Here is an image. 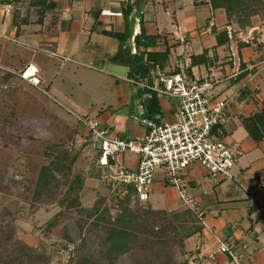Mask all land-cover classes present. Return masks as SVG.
I'll return each instance as SVG.
<instances>
[{"label": "crops", "instance_id": "0c3cea01", "mask_svg": "<svg viewBox=\"0 0 264 264\" xmlns=\"http://www.w3.org/2000/svg\"><path fill=\"white\" fill-rule=\"evenodd\" d=\"M50 1L54 8L44 12L40 23L29 19L28 24L15 27L11 5L0 18V38L17 47L11 52L0 49V56L9 62L0 61V105L12 94L18 103L13 104L16 114L11 119L55 121L54 130L73 134L82 148L76 161L87 159L90 170L82 193L96 196L105 178L107 185L115 181L85 142L87 128L81 120L92 116L111 137L122 140L141 139L146 133V126L133 119L139 114L147 118L148 95H139L146 82L130 81L128 68L112 61L118 42L109 35L124 33L122 6L134 0ZM251 21L244 29L227 24L224 12L212 9L209 0H145L129 16L131 54L144 51L133 44L140 29L156 37V45L145 51L163 53L150 73L148 89L152 90L156 68L168 73L181 67L196 78L211 80L208 98H231L224 121L214 128L212 137L236 154L232 178H212L195 163L182 175L195 201V211H191L201 225L199 232L184 241L189 264H230L218 251L220 243L241 254L240 264H264V189L256 188L264 184V137L254 142L241 123L264 107V21L258 17ZM192 56L200 57L195 65ZM157 99L160 114L153 121L174 123L177 100L158 93ZM137 161L132 153L117 158V164L129 171L137 168ZM145 204L171 214L188 209L161 168L155 172Z\"/></svg>", "mask_w": 264, "mask_h": 264}, {"label": "rangeland", "instance_id": "374dc122", "mask_svg": "<svg viewBox=\"0 0 264 264\" xmlns=\"http://www.w3.org/2000/svg\"><path fill=\"white\" fill-rule=\"evenodd\" d=\"M8 2L12 24L16 17L20 18L18 21L38 20L37 10L29 7L28 0ZM256 17L259 22L264 21V16L253 18ZM1 48L11 52L17 47L13 41L0 38ZM0 61L9 64L1 56ZM17 103L10 94L0 105V264H177L185 259L171 236L155 239L144 232L145 226L132 232L123 253L111 256L106 237L122 213L121 208L126 206V188L116 182L107 185L105 178L101 193L83 194L84 179L90 170L87 159L76 161L82 148L76 145L73 134L54 130L58 127L55 121L11 119ZM56 156L61 170H52L60 185L53 182L42 196L35 197L40 168L51 166ZM74 177L82 180L75 198L66 190ZM127 201L134 210L147 207L133 194Z\"/></svg>", "mask_w": 264, "mask_h": 264}, {"label": "built area", "instance_id": "2783aa9c", "mask_svg": "<svg viewBox=\"0 0 264 264\" xmlns=\"http://www.w3.org/2000/svg\"><path fill=\"white\" fill-rule=\"evenodd\" d=\"M8 6L0 0V18L9 12ZM151 79L152 90L177 100L174 123H156L139 114L133 119L146 126L145 135L141 139L122 140L111 137L97 120L86 118L81 120L87 128L85 142L99 154L98 164L110 169L111 180L132 188L140 202L148 200L155 172L161 168L179 199L195 211L194 198L182 177L189 165L204 167L212 178H232L236 154L224 141L212 137V130L224 121L231 98H208L206 91L211 89V80L196 78L181 67L168 73L156 68ZM124 153L137 156L135 170L117 164V158ZM256 188L263 190L264 184H257ZM218 251L228 257L230 264H240L241 254L226 243H220Z\"/></svg>", "mask_w": 264, "mask_h": 264}, {"label": "trees", "instance_id": "16d2710c", "mask_svg": "<svg viewBox=\"0 0 264 264\" xmlns=\"http://www.w3.org/2000/svg\"><path fill=\"white\" fill-rule=\"evenodd\" d=\"M145 0H134L133 3H124L122 6V15L125 23V31L123 34L109 33L110 36L115 38L118 42L117 52L112 58V61L121 64L128 68L127 78L134 82H146L141 89L139 95L145 93L148 95L145 102V115L148 119L154 120L155 116L160 114V106L157 99V93L148 89V83H150V73L154 70L155 66L159 65L161 56L163 53L146 52L145 49L154 47L156 45V37L147 36L143 29H140V33L133 38L134 47L138 50L140 47L144 49L142 52L131 54V48L127 44V40L131 36V23L129 22V16L132 14L134 7L139 10ZM4 3L11 5L8 0H4ZM209 4L212 9H221L226 17L227 24H236L239 29H244L251 26V18L255 16H264V0H209ZM29 7L35 8L38 13L37 22H41V18L44 12L54 8V3L50 0H28ZM16 17L13 19V25L16 27L19 24H28L29 19H22ZM200 57H191V64L195 65ZM150 86V85H149ZM155 121V120H154ZM242 126L247 132V135L254 141L259 142L264 137V107L248 118L241 120ZM217 127V126H216ZM214 129L212 130V133ZM62 156V154H60ZM99 154H97V157ZM56 156V162H53L51 166L46 165L40 168L37 180L35 182L34 193L35 197L42 196L45 189L49 188L51 183H57L52 167L56 171H60V160ZM64 157V156H63ZM56 167V168H55ZM82 180L74 177L73 180L66 185L68 194L72 192L75 197H78L80 185ZM65 190V192H66ZM124 198L126 206L122 207L120 216L114 220L113 227L108 230L106 241L108 242L107 252L111 256H115L123 253L130 241L132 232L138 229L140 226H145L144 232L151 234L149 236L159 239L166 236H171L176 245L179 247L182 255L184 252V241L201 230L199 219L189 209H185L178 213H169L164 210H152L148 206L145 210L141 211L140 208L135 210L127 205V198L133 194L138 202V198L132 188H126ZM67 193V192H66ZM124 208V209H123ZM145 219V222H144ZM157 232H153V230ZM153 232V233H152ZM177 264H189L187 259Z\"/></svg>", "mask_w": 264, "mask_h": 264}]
</instances>
